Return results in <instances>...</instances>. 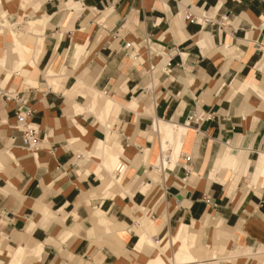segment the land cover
<instances>
[{"label": "crops", "instance_id": "obj_1", "mask_svg": "<svg viewBox=\"0 0 264 264\" xmlns=\"http://www.w3.org/2000/svg\"><path fill=\"white\" fill-rule=\"evenodd\" d=\"M0 239L31 264H264V0H0Z\"/></svg>", "mask_w": 264, "mask_h": 264}, {"label": "built area", "instance_id": "obj_2", "mask_svg": "<svg viewBox=\"0 0 264 264\" xmlns=\"http://www.w3.org/2000/svg\"><path fill=\"white\" fill-rule=\"evenodd\" d=\"M184 17L187 20L191 21H198L197 18H195L191 13L186 12L184 14ZM208 20V18H205ZM220 22L222 25L226 24V17L221 16ZM263 26V25H262ZM125 47H129L130 43H125ZM168 61L166 60L165 65H167ZM153 67L151 64L149 65V70H153ZM14 97V96H13ZM13 99V98H12ZM32 114V109L26 105L25 100L20 101V106L17 108L16 112V122L14 124V128L21 132V140L22 144L26 146L29 150H35L38 147V138H37V129L34 127L32 123L28 121L29 117ZM15 137H11V140H14ZM179 157L182 158L183 162L190 163L192 160V156L190 154H179ZM178 157V159H179ZM165 160L167 161V155H165ZM127 168V163L123 159H118V161L115 163V165L111 168V175L115 179H120L122 175L124 174L125 170ZM165 168L164 166L162 169Z\"/></svg>", "mask_w": 264, "mask_h": 264}, {"label": "bare ground", "instance_id": "obj_3", "mask_svg": "<svg viewBox=\"0 0 264 264\" xmlns=\"http://www.w3.org/2000/svg\"><path fill=\"white\" fill-rule=\"evenodd\" d=\"M176 139L179 141L181 138H179V136H177ZM166 150L167 149L164 150V148H163L162 156L159 157V159L156 161V164L152 167V170H155V171H157L160 174H161L162 167L163 166L167 167V162L168 161H166L165 158H164L165 155H167L166 154L167 153ZM170 156H171V153L169 154V159H170ZM177 160H178V158H177ZM114 180L118 181L119 179L115 178ZM169 243L172 245V241L169 242ZM31 259H32V257L30 256V254L27 251V249L24 247V248H19L18 250L13 252L11 254V256L8 259H6L5 261H0V264H31ZM169 264H174V263L171 261ZM211 264H218V263L217 262H214V263L212 262Z\"/></svg>", "mask_w": 264, "mask_h": 264}, {"label": "rangeland", "instance_id": "obj_4", "mask_svg": "<svg viewBox=\"0 0 264 264\" xmlns=\"http://www.w3.org/2000/svg\"><path fill=\"white\" fill-rule=\"evenodd\" d=\"M19 1V0H18ZM2 4H3V1L1 2V6H2ZM30 4V0H21V7L23 8V9H25V7L27 8L28 7V5ZM21 12H23V10H21ZM28 19H30V18H27V20ZM18 20H21V17H18ZM9 22V21H8ZM5 25H7V24H5ZM25 24L23 23V27H22V29H20V30H25ZM3 29V28H2ZM11 29V28H10ZM5 33V32H4ZM7 40H9V36L7 35ZM32 43H28V45H30V47L31 46H33V44H34V39H31L30 40ZM6 46V45H5ZM35 48H36V50L39 48L37 45L35 46ZM155 176V175H154ZM154 176H150L151 178H153ZM154 180H156V177H154L153 178ZM1 240V239H0ZM2 242V241H1ZM4 244V243H3ZM3 244H1V246L3 245ZM0 246V247H1ZM166 252H167V254L169 255V250H166ZM10 257V256H9ZM9 257H6L4 260H2V261H5L6 259H8Z\"/></svg>", "mask_w": 264, "mask_h": 264}]
</instances>
